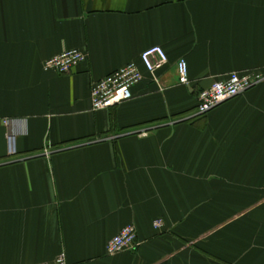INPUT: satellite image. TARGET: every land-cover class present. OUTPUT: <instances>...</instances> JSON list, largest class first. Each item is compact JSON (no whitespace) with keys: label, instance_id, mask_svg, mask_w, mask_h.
Here are the masks:
<instances>
[{"label":"crops","instance_id":"1","mask_svg":"<svg viewBox=\"0 0 264 264\" xmlns=\"http://www.w3.org/2000/svg\"><path fill=\"white\" fill-rule=\"evenodd\" d=\"M75 48L70 72L44 69ZM131 62L133 97L93 110ZM232 71L264 74V0H0V264H264V80L197 113ZM128 224L139 245L108 255Z\"/></svg>","mask_w":264,"mask_h":264},{"label":"built area","instance_id":"2","mask_svg":"<svg viewBox=\"0 0 264 264\" xmlns=\"http://www.w3.org/2000/svg\"><path fill=\"white\" fill-rule=\"evenodd\" d=\"M87 55L80 49H69L47 59L43 67L45 70H55L58 73H68L79 63L86 59ZM143 67L156 79L155 73L162 68L169 60L165 49L160 45L146 48L140 55ZM179 80L183 84H189L188 63L184 58L177 63ZM144 78L139 64L136 62L113 71L105 77L96 81L91 88L90 98L93 110H100L117 105L133 97L132 88ZM264 80V74L259 71L242 73L239 71L230 72L225 79L215 80L209 87L199 91L197 95V113L205 114L231 99L248 88ZM14 119H3L5 125L12 124ZM16 135L13 132L8 134L9 153L14 154ZM153 225L156 229L163 227L161 218L155 219ZM139 245L137 229L135 225L124 226L118 234L112 237L107 245L108 255L133 250ZM41 264H68L65 253H60L52 262Z\"/></svg>","mask_w":264,"mask_h":264}]
</instances>
